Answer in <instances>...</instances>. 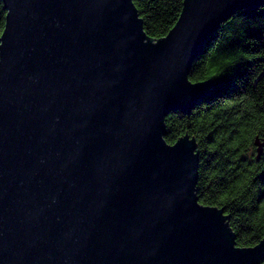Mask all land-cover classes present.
Wrapping results in <instances>:
<instances>
[{
	"label": "water",
	"instance_id": "1",
	"mask_svg": "<svg viewBox=\"0 0 264 264\" xmlns=\"http://www.w3.org/2000/svg\"><path fill=\"white\" fill-rule=\"evenodd\" d=\"M2 1L0 264H264L200 203L196 139H165L211 92L207 40L264 0H184L157 40L134 0Z\"/></svg>",
	"mask_w": 264,
	"mask_h": 264
},
{
	"label": "trees",
	"instance_id": "2",
	"mask_svg": "<svg viewBox=\"0 0 264 264\" xmlns=\"http://www.w3.org/2000/svg\"><path fill=\"white\" fill-rule=\"evenodd\" d=\"M183 2L134 0L145 32L155 40L173 28ZM6 14L0 0V37ZM190 79L214 84L190 114L167 116L165 139H196L200 203L224 207L237 245L254 246L264 238V150L257 159L255 143L264 137V5L239 10L222 23L195 59Z\"/></svg>",
	"mask_w": 264,
	"mask_h": 264
}]
</instances>
